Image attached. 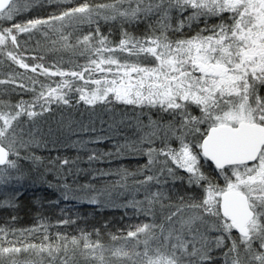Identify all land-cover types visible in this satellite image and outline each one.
<instances>
[{"label":"snow or ice","instance_id":"snow-or-ice-1","mask_svg":"<svg viewBox=\"0 0 264 264\" xmlns=\"http://www.w3.org/2000/svg\"><path fill=\"white\" fill-rule=\"evenodd\" d=\"M59 135L88 168L37 154ZM36 183L136 222L105 239L13 214L0 264H264V0H0V208Z\"/></svg>","mask_w":264,"mask_h":264},{"label":"trees","instance_id":"trees-1","mask_svg":"<svg viewBox=\"0 0 264 264\" xmlns=\"http://www.w3.org/2000/svg\"><path fill=\"white\" fill-rule=\"evenodd\" d=\"M39 14L43 15L47 11V6L36 10ZM107 28V26H105ZM118 26L114 27L113 35L114 38H118ZM23 43V40L21 39ZM29 55V53H25ZM50 62V61H48ZM21 71V70H20ZM28 99V96H24ZM65 116L68 114L65 113ZM74 121H83L86 124L92 123L96 128V135L104 134L101 132V128L107 129L108 125L106 121L110 120V114L104 112H98L91 114L83 111H73L71 113ZM60 118L59 114L54 120L43 125L44 128L56 124V120ZM155 118V117H154ZM124 134L129 136L134 135L133 130L123 129L121 138ZM90 135H92L90 133ZM60 143L55 148L41 149L37 152L38 155H43L45 160L49 157L68 156L75 158L78 154L80 157V167L88 168L86 153L84 151L77 152L75 147H71L70 142L65 136L59 135ZM65 142V143H64ZM90 147L97 148L99 151L111 150V143L105 141L100 145H91ZM43 150H49L47 152ZM142 157L126 156L120 160H115V165L123 166L130 172L135 171L138 167V161L142 160ZM98 167H104L105 165H97ZM51 177V173L48 174ZM89 177L86 174H80L76 180L77 184H83L88 181ZM69 183L73 182V177L69 176ZM52 183L56 184L55 179H52ZM58 201V203H57ZM19 207L15 210L0 208V225H4L5 222L10 221V217L14 214L17 219L14 221L15 227L17 228H30L36 226L40 219H44L46 222L56 224L61 218H72L75 220V224L70 226H61L62 231L69 233L79 234V230L83 229L91 232L94 228H100L104 238L107 239V233H116L122 231L127 227L129 222H136V218L133 216V210L131 208L125 210L120 207H105L103 209L98 208L95 205L79 202L76 200H64L61 191L56 187H48L47 184L36 183L34 185L26 184L22 189V195L18 201ZM79 217V219H77ZM104 225H107V229H104Z\"/></svg>","mask_w":264,"mask_h":264},{"label":"rangeland","instance_id":"rangeland-1","mask_svg":"<svg viewBox=\"0 0 264 264\" xmlns=\"http://www.w3.org/2000/svg\"><path fill=\"white\" fill-rule=\"evenodd\" d=\"M46 7V6H45ZM31 43V42H30ZM21 71H23L22 69H21ZM52 127H53V129L55 130V127H56V124L55 125H52ZM65 143V142H64ZM72 147V146H71ZM50 150V149H49ZM49 150H43V151H45V152H47V151H49ZM3 198V196H2V194H0V199H2ZM121 200H123V197H121L120 198ZM77 201V200H76Z\"/></svg>","mask_w":264,"mask_h":264}]
</instances>
